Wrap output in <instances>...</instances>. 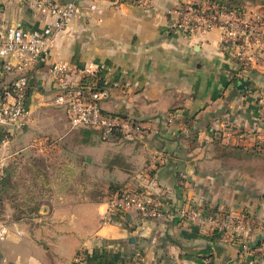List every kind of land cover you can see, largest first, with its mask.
Instances as JSON below:
<instances>
[{"label":"crops","instance_id":"1","mask_svg":"<svg viewBox=\"0 0 264 264\" xmlns=\"http://www.w3.org/2000/svg\"><path fill=\"white\" fill-rule=\"evenodd\" d=\"M49 1L64 6L72 0ZM180 1L152 0L142 8L122 0H78L97 10L72 19L54 36L44 62L26 70L28 114L20 127L0 128L6 139L0 153L16 145V179L23 178V153L35 149L28 162L43 155L50 164L43 138L60 136L61 170L57 186L42 187L40 201L25 200V181L16 183L26 214L16 210V233L0 243V264H132L136 255L141 264H202L205 258L211 264H264L257 252L264 247V124L258 120L264 47L254 64L236 74L217 30L191 37L168 31L167 11ZM214 1L264 12V0ZM55 20L35 0H0V26L39 31ZM58 61L72 68L101 66L110 89L101 110L131 118L141 133L105 139L99 131L70 130L53 104L57 86L49 68ZM20 73L16 68L4 82ZM239 80L248 82L242 91ZM8 153L3 164L13 155ZM146 168L152 170L146 174ZM32 175L51 177L46 171ZM116 188L152 197L163 216L142 220L128 213L102 224ZM191 209L224 213L248 230L238 236L216 232L179 213Z\"/></svg>","mask_w":264,"mask_h":264},{"label":"built area","instance_id":"2","mask_svg":"<svg viewBox=\"0 0 264 264\" xmlns=\"http://www.w3.org/2000/svg\"><path fill=\"white\" fill-rule=\"evenodd\" d=\"M122 1L147 8L152 0ZM35 2L43 13L56 18L52 24L39 31H27L19 26H0V128L20 127L28 114V85L24 75L26 70L32 65L44 62L54 36L63 31L72 19L97 10L96 4L82 5L78 0H72L64 6H55L49 0ZM167 14L170 17L168 31L172 34L180 33L191 37L194 34L217 30L221 46L229 51L237 66L236 74L254 64L264 47V12L260 9H248L229 1L181 0L178 5L168 10ZM16 61L17 66L14 64ZM16 68L21 73L4 82L5 76ZM101 71L102 67L93 63H87L81 68H72L61 61L51 64L49 72L57 86L53 104L63 111L70 130L86 128L99 131L105 139L116 133L121 136L140 134V126L131 118L112 116L101 110V102L110 94V89L102 83ZM71 75L76 81L68 85L65 80ZM258 120L264 124V110L258 115ZM5 142L6 139L0 138V147ZM152 166L155 168V162ZM151 170L146 168L144 172L148 174ZM3 177L4 164L0 159V183ZM128 213H133L142 220H154L163 216L152 197L118 188L106 202L102 224H111L116 219H123ZM179 213L209 223L216 232L229 230L238 236L248 230L245 224L235 222L224 213L204 209ZM167 217H171V214ZM10 232L11 227L4 220L0 197V243L7 239ZM258 251L264 256V247L257 249ZM80 260L79 256L75 259L77 262ZM141 261L140 256L136 255L132 264H141ZM202 264H211L210 258H205Z\"/></svg>","mask_w":264,"mask_h":264},{"label":"rangeland","instance_id":"3","mask_svg":"<svg viewBox=\"0 0 264 264\" xmlns=\"http://www.w3.org/2000/svg\"><path fill=\"white\" fill-rule=\"evenodd\" d=\"M44 143L43 147H46L47 153L51 155L52 162L50 164L45 163V159L42 157L43 155H40L39 159L37 160L36 164L29 163L28 158L33 159V155L36 156V150L35 149H28L23 154L26 155V163L21 168L22 176L23 178L17 177L16 179V145L10 146L9 153L12 155L10 158V161L8 163H4V177L3 180L0 183V186L3 187L1 202L2 206L4 207V219L7 221V223L11 227L10 234L14 233L16 231V210L21 212V214L25 215L26 213L22 209V206H18V192H17V185L16 183H19L20 181H25L23 183L24 188H21V195L24 197L25 200H32L36 199L40 201L41 199H44L46 195V188H42L46 184H58V172L61 170V163H60V147L62 146V140L60 136H48L43 138ZM44 150V148H43ZM45 150V151H46ZM7 153H0V159H2V162L5 158V155ZM44 154V153H41ZM4 158H1L3 157ZM34 165V168L32 169L30 166ZM44 171L51 174L50 179H30V174H37L42 175ZM32 175V176H34ZM17 180V181H16ZM100 188V187H98ZM1 190V188H0Z\"/></svg>","mask_w":264,"mask_h":264},{"label":"water","instance_id":"4","mask_svg":"<svg viewBox=\"0 0 264 264\" xmlns=\"http://www.w3.org/2000/svg\"><path fill=\"white\" fill-rule=\"evenodd\" d=\"M247 85H248V82L239 80L237 89L242 91V90H244L247 87Z\"/></svg>","mask_w":264,"mask_h":264},{"label":"trees","instance_id":"5","mask_svg":"<svg viewBox=\"0 0 264 264\" xmlns=\"http://www.w3.org/2000/svg\"><path fill=\"white\" fill-rule=\"evenodd\" d=\"M112 116H118V115H112ZM120 117H123V116H120ZM113 136H118V137H119V136H121V134L116 133V134H114ZM0 188H1V190H0V196H2L3 187L0 186ZM117 189H118V188H116L115 190H117ZM115 190H114V191H115ZM114 191H113V192H114ZM3 209H4V207L2 206V211H3ZM3 214H4V211H3ZM4 220H5V219H4ZM5 221H6V220H5ZM6 222H7V221H6Z\"/></svg>","mask_w":264,"mask_h":264}]
</instances>
